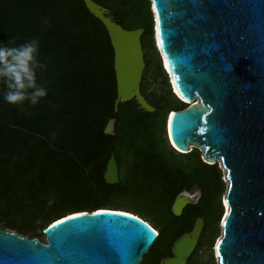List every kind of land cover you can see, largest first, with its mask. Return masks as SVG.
<instances>
[{
  "label": "water",
  "instance_id": "obj_1",
  "mask_svg": "<svg viewBox=\"0 0 264 264\" xmlns=\"http://www.w3.org/2000/svg\"><path fill=\"white\" fill-rule=\"evenodd\" d=\"M82 1L105 27L113 48L114 111L134 99L141 110L153 112L140 91L143 29H124L104 7ZM149 2L152 39L161 64L168 65L169 74L162 66L168 83L196 102L165 118L166 140L179 153L200 148L202 161L218 163L226 183V214L214 244L219 264H264V0ZM113 128L110 119L105 133L113 134ZM111 163L113 180L106 177ZM105 180L118 181L113 155ZM196 201L181 192L171 211L179 216ZM202 228L203 220L196 218L160 264H187ZM157 233L124 211H75L49 223L44 242L0 228V264H139Z\"/></svg>",
  "mask_w": 264,
  "mask_h": 264
},
{
  "label": "trees",
  "instance_id": "obj_2",
  "mask_svg": "<svg viewBox=\"0 0 264 264\" xmlns=\"http://www.w3.org/2000/svg\"><path fill=\"white\" fill-rule=\"evenodd\" d=\"M93 1L109 10L124 29L142 28L141 44L142 48L146 47L147 38L152 36L148 0ZM32 38H37L40 44L37 83L46 87L47 95L35 106L27 101L10 105L3 100L4 86L0 83V183L3 194L21 181L13 161L18 162L39 146L35 139L37 135L48 138L51 133H58L60 141L66 139L61 152H66L73 142L77 156L84 151L81 160L84 166L91 167V174L97 175L112 154L118 181L108 184L98 178H82L73 168L47 183L45 169L51 163L46 161L48 155L43 154L39 162L41 171L37 175L41 176L40 184L53 191L51 207L70 204L45 227L75 211L107 207L137 216L156 230V239H160L162 234L157 225L150 224L146 217L125 206L121 209L123 205L114 201L122 194L130 197L133 203L153 210L160 208L167 222L173 224L171 238L177 239L189 232L196 218L203 220L204 233L207 216L214 207L219 211L215 219L219 224L223 214L224 183L217 163L203 162L196 149L179 153L167 146L165 118L168 113L187 105L173 93L171 98L157 101L148 100L142 94L154 107L153 112L139 109L134 99L120 103L114 111L113 48L105 27L88 12L82 0H0V42L10 40L12 45H19ZM150 44L153 46L151 39ZM144 62L141 81L149 73L154 78L161 74L168 85L158 60L153 62V58L145 55ZM170 104H173L171 110L168 109ZM110 119H114L113 134H106L104 128ZM193 187L200 191L196 203L186 205L179 216L173 215L171 206L175 197ZM93 189L106 193L108 199L101 206L81 204L79 201L91 196ZM45 205L46 202L40 210ZM85 206H89V210H84ZM155 250L157 255L151 264H158L160 255L167 253ZM144 255L139 264H144Z\"/></svg>",
  "mask_w": 264,
  "mask_h": 264
},
{
  "label": "rangeland",
  "instance_id": "obj_3",
  "mask_svg": "<svg viewBox=\"0 0 264 264\" xmlns=\"http://www.w3.org/2000/svg\"><path fill=\"white\" fill-rule=\"evenodd\" d=\"M106 14L115 21V18L112 16L109 10H107ZM147 39H149V41L146 42V47H143L144 59L145 55H147L148 57L153 58V62L158 60L161 69L164 72L159 54L154 46V42L153 46L150 44V39L153 41L152 36ZM166 80L168 83L167 76ZM140 91L141 94H144V96H146L148 100L151 101H157L161 98L169 99L171 98L172 94L169 83L168 85L166 84L161 74L160 76L158 74V76L154 78L149 73V75L146 76V79L141 81ZM172 101L173 104H175L173 98ZM172 105L170 104V106H168V109L171 110L173 108ZM35 139L39 142V146L36 147L35 150L28 152V154L24 158H21V160H19L18 162L13 161L15 171L19 173L21 181H19L18 184L13 185L11 190H8L6 194H3L1 192L3 187H1L0 183V228L15 232L24 237L37 238L41 242H44L43 228L45 227V225L56 215L66 211L70 204L51 207L50 203H52L54 199L53 191L47 189L43 184H40L39 179L41 178V176L37 175V173L41 171L39 162L42 161L43 154L46 153L48 155L46 161L48 163H51L50 167L45 169V171L47 172L45 175L47 183H49L50 180L53 179L56 175L62 174L63 171L68 172L73 168L78 170L79 175L82 178H98L99 181L104 180L106 183H108L105 180V171L109 159L105 167L103 163L99 170V173L97 175H94L91 174V167L84 166V163L81 160L84 158V151L80 152L78 156L75 154L73 142H71L66 148V152H61L60 148L64 145L63 142L66 141V139L60 141L58 133H51L48 138L37 135ZM167 146L170 147L168 142ZM193 149H196L201 155L200 148L194 147ZM111 156L112 154L110 155V157ZM217 166L219 167L218 163ZM122 174L124 175L123 170ZM126 175H128L127 171ZM221 179L224 183V192L221 195L222 214L224 211L222 197L226 189V183L223 180L222 171ZM182 192L189 196L197 197V200L200 196V191L197 187H193L188 191ZM90 195L91 196H89L88 198L81 199V201L79 202L83 205H85L86 203H90V205L97 203V205L101 206L108 199L106 193H101L97 191V189H93ZM114 201H116L118 205H123L121 209H125V206L126 209L133 210L140 216L146 217L150 224L158 226V231L161 230L162 235L160 239H156V242L144 255V264H151L152 260L157 255V251L155 250V248H157L158 251H167V253L160 255L157 261L158 264H160L162 258L171 256V247L173 242L176 240V237L171 238L174 227L173 224H169L167 222L163 211L160 208L158 210H153L150 207L133 203L130 197H127L124 194L116 196L114 198ZM45 202L46 205L42 206L43 208L40 210V206ZM84 208V210H89V206H85ZM214 208H212L211 214L207 216V226L205 228V231L204 233L203 230L201 231L202 236L200 235L194 251L187 259V264H219L218 257L214 252V244L216 243L217 238L220 235L219 224L215 222L219 211L216 207ZM46 212L48 213L47 218H45ZM202 229H204V226ZM207 231H210L208 235H206Z\"/></svg>",
  "mask_w": 264,
  "mask_h": 264
},
{
  "label": "clouds",
  "instance_id": "obj_4",
  "mask_svg": "<svg viewBox=\"0 0 264 264\" xmlns=\"http://www.w3.org/2000/svg\"><path fill=\"white\" fill-rule=\"evenodd\" d=\"M39 48L37 38L19 45H12L10 40L0 42V83L4 86L2 96L7 104L19 105L27 101L35 106L47 95L46 87L36 79Z\"/></svg>",
  "mask_w": 264,
  "mask_h": 264
},
{
  "label": "bare ground",
  "instance_id": "obj_5",
  "mask_svg": "<svg viewBox=\"0 0 264 264\" xmlns=\"http://www.w3.org/2000/svg\"><path fill=\"white\" fill-rule=\"evenodd\" d=\"M162 66L165 68V70L167 71V74H169L170 72H169V69H168V65L166 64V62L165 61H163V64H162ZM171 78H170V76H169V80H170ZM171 88V90H172V92L175 94V95H177L180 99H182L183 101H185V103H188L189 105H191V104H194V103H196V102H190V101H187V100H185V99H183L175 90H174V88H173V86L172 87H170ZM176 96V97H177ZM141 100V99H140ZM142 101V100H141ZM143 103V105L144 106H147L144 102H142ZM146 103H147V101H146ZM173 112V111H172ZM171 116V113H168L167 114V117H168V119H169V117ZM170 145V144H169ZM173 147H175L173 144H171ZM176 148V147H175ZM177 149V148H176ZM179 150V149H178ZM109 168H110V170L106 173V177H107V179H114L115 177H116V173H115V169H114V166H113V163H111L110 165H109ZM227 182V181H226ZM223 209H224V211H223V214H222V218L220 219V221L225 217V214H226V205H225V203H223ZM220 221H219V223H220ZM214 252H215V250H214ZM216 254V253H215ZM216 256H217V254H216ZM218 257V256H217Z\"/></svg>",
  "mask_w": 264,
  "mask_h": 264
},
{
  "label": "built area",
  "instance_id": "obj_6",
  "mask_svg": "<svg viewBox=\"0 0 264 264\" xmlns=\"http://www.w3.org/2000/svg\"><path fill=\"white\" fill-rule=\"evenodd\" d=\"M177 96V95H176ZM183 101V100H182Z\"/></svg>",
  "mask_w": 264,
  "mask_h": 264
}]
</instances>
